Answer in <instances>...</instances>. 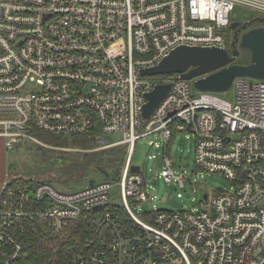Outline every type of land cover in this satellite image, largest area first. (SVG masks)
Segmentation results:
<instances>
[{
  "label": "built area",
  "instance_id": "1",
  "mask_svg": "<svg viewBox=\"0 0 264 264\" xmlns=\"http://www.w3.org/2000/svg\"><path fill=\"white\" fill-rule=\"evenodd\" d=\"M236 6L264 19V0H0L6 151L26 143L95 155L100 163L107 157L109 164L110 152L127 149L119 174L104 169L107 179L83 190L47 182L17 187L19 177L9 174L0 196L5 264L21 258L19 237L37 218L55 236L82 219L92 223L99 250L61 264H264V80L236 79L229 103L197 90V79L142 75L180 47L227 49ZM158 85L171 90L145 119ZM179 133L193 137L198 167L223 175L232 191L207 195V205L193 211L135 213L132 204L148 200L141 168L132 171L137 141L159 136L167 153ZM43 134L56 141L79 136L75 142L94 147H54ZM161 177L184 188L167 156ZM114 194L122 204L111 203Z\"/></svg>",
  "mask_w": 264,
  "mask_h": 264
},
{
  "label": "rangeland",
  "instance_id": "2",
  "mask_svg": "<svg viewBox=\"0 0 264 264\" xmlns=\"http://www.w3.org/2000/svg\"><path fill=\"white\" fill-rule=\"evenodd\" d=\"M259 16L252 9L236 6L231 12V21L248 23L258 19ZM230 34L232 33L229 32V37ZM250 62L249 51H243L236 64L248 65ZM154 78L158 82L164 80L163 76ZM213 94L221 100L233 103L235 86L233 85L226 93ZM41 141L50 143L54 147L78 148L73 144L75 142L73 140L61 141L65 142L64 145H57L49 139L42 138ZM158 144L161 148L157 147ZM126 150L122 147L110 152V162L105 169L110 171L111 176L120 173L127 157ZM165 156L171 160L176 177L183 179L184 188H181L177 181L169 182L161 177ZM5 158L7 172L10 175H16L19 180L21 178L31 180L32 183L47 182L64 192L83 190L89 186L90 181L99 183L107 179L95 163L83 164L80 160L82 158L66 149L50 150L24 143L16 150L6 153ZM95 160L98 158L96 157ZM132 161L133 165L140 167L143 172L146 181L144 191L148 196L146 202L132 204V209L137 214L149 211H193L207 205L204 201L205 195H209L212 199L218 193L232 191V183L223 175L211 174L198 167L195 142L188 133L175 135L167 153L159 136L152 135L140 139L135 145ZM111 203L120 205L122 200L118 194H114L111 196Z\"/></svg>",
  "mask_w": 264,
  "mask_h": 264
},
{
  "label": "water",
  "instance_id": "3",
  "mask_svg": "<svg viewBox=\"0 0 264 264\" xmlns=\"http://www.w3.org/2000/svg\"><path fill=\"white\" fill-rule=\"evenodd\" d=\"M255 22L264 24V19H256L248 23L234 22L231 29L236 30L243 25V29ZM240 48L247 50L251 56L248 65L236 64L240 51L235 48L232 52L228 49L217 48H191L180 47L170 53L159 66L142 71L143 76H170L180 75L182 80L192 81L195 88L203 93H226L236 79L251 78L264 80V26L246 32L240 42ZM171 90V85H158L154 92L148 95L149 103L144 108L143 117L149 119L160 103ZM88 154L85 155V158ZM104 165L108 164L107 157ZM140 167L134 166L133 172H139ZM108 177V172L100 169ZM94 181H90L92 187ZM207 195L204 199L207 200Z\"/></svg>",
  "mask_w": 264,
  "mask_h": 264
},
{
  "label": "trees",
  "instance_id": "4",
  "mask_svg": "<svg viewBox=\"0 0 264 264\" xmlns=\"http://www.w3.org/2000/svg\"><path fill=\"white\" fill-rule=\"evenodd\" d=\"M41 138L47 140L49 139L57 145H64L65 143L56 141L54 137L44 134ZM79 139V136L72 138L73 141ZM73 144L79 149H92L94 147V144L90 141H78L74 142ZM76 154L77 157L83 158L87 153ZM84 161L85 160H82L81 163ZM86 163H90V160H88ZM122 169L120 170L122 171ZM31 183V180L21 178L15 183V185L17 187H23ZM106 211H114V209L108 208ZM118 211L124 216V210L120 209ZM93 233L94 228L92 223H87L84 219H82L80 221L72 223L68 235L55 236L51 231L50 223L47 220L37 218L34 224L30 227H27L25 233L21 234L19 237V240L22 244L23 253L21 258H19L15 264H44L50 260H54V262H56L57 264H61L64 262H74L81 257H89L91 253L95 251L97 252L99 250V248H96L95 244H93ZM3 250L4 246L0 244V251ZM0 264H5L1 258Z\"/></svg>",
  "mask_w": 264,
  "mask_h": 264
},
{
  "label": "flooded vegetation",
  "instance_id": "5",
  "mask_svg": "<svg viewBox=\"0 0 264 264\" xmlns=\"http://www.w3.org/2000/svg\"><path fill=\"white\" fill-rule=\"evenodd\" d=\"M259 19H263V18H260ZM255 23H257L255 25ZM253 23L252 25L248 26L247 29H243V25L239 28H237L236 30H231V33L233 34V37H232V34H230V38H229V41L227 43V49L232 52L235 48H237L239 51H240V56L242 55V52L243 51H247V50H243L240 48V42H241V38L242 36L250 31L251 29H254V28H258V27H263L264 24L262 23H259V22H255ZM245 24V23H243ZM237 61V60H236ZM96 159V156L95 155H88L86 158L85 156L82 158V160H85L84 162L82 163H86L88 160H90V163H95L97 165V168L100 170V169H105L106 165L102 164L99 162V159L98 160H95ZM97 161V162H96Z\"/></svg>",
  "mask_w": 264,
  "mask_h": 264
},
{
  "label": "crops",
  "instance_id": "6",
  "mask_svg": "<svg viewBox=\"0 0 264 264\" xmlns=\"http://www.w3.org/2000/svg\"><path fill=\"white\" fill-rule=\"evenodd\" d=\"M6 153H8L5 149L4 140L0 139V196L2 192L3 184L5 183L9 172H7L6 168Z\"/></svg>",
  "mask_w": 264,
  "mask_h": 264
}]
</instances>
